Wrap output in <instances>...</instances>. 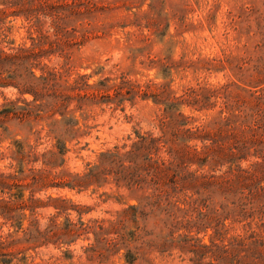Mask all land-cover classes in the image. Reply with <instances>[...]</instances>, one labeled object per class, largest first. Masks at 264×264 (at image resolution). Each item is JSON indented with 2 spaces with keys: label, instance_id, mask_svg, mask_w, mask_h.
Wrapping results in <instances>:
<instances>
[{
  "label": "rangeland",
  "instance_id": "obj_1",
  "mask_svg": "<svg viewBox=\"0 0 264 264\" xmlns=\"http://www.w3.org/2000/svg\"><path fill=\"white\" fill-rule=\"evenodd\" d=\"M19 48L16 78L0 87V264H210L205 248L196 255L167 242L189 235L210 245L206 222L188 233L181 221L167 238L152 218L118 223L142 194L112 177L65 185L100 154L128 148L136 133L159 136L167 115L188 117L186 128L225 118L228 144L242 140L246 116L264 108L249 97L264 89V0H0V51ZM221 201L214 197L216 208ZM243 223L224 221L225 243L255 230L263 246L258 219L251 230ZM102 228L108 247L90 249Z\"/></svg>",
  "mask_w": 264,
  "mask_h": 264
},
{
  "label": "trees",
  "instance_id": "obj_2",
  "mask_svg": "<svg viewBox=\"0 0 264 264\" xmlns=\"http://www.w3.org/2000/svg\"><path fill=\"white\" fill-rule=\"evenodd\" d=\"M25 51L20 48L9 54L0 51V87L13 84L16 78L14 67L23 62L20 55ZM252 70L256 73V65ZM30 75L35 79L32 73ZM250 87L256 88V85ZM189 93L195 95L196 104L200 103L199 94L194 90ZM249 97L255 102V107L256 101L258 107L264 106V89L257 96L256 90L249 91ZM188 120L183 115H167L166 119L160 120L159 136L136 133L128 148L100 154L98 164L83 176H69L70 182L65 186L70 189L92 184L100 186L107 182V177H112L117 186L142 194V204L123 211L118 223L129 219L138 224L152 218L169 230L165 236L169 238L176 233L181 221H185L183 228L188 233L195 225L206 222L213 229L210 245H194L198 241L189 235H180L177 241L168 239L167 242H178L182 249L192 250L196 255L205 248L211 256L210 264H259L262 253L259 247L264 245L257 244L255 230L247 235L231 237L225 243V235L230 228L224 225V221L231 219L233 224L245 222L243 227L249 226L251 230V224L257 218L260 227H264V108L257 110L255 115L246 116L242 132L244 138L229 144L224 133L228 119L219 118L207 126L186 128ZM68 121L65 119L62 123L66 122L71 131ZM190 141H199L202 147L188 146ZM58 144L59 153L64 152L62 143L58 141ZM249 156L256 158V162L242 169L239 163ZM193 165L199 166L198 170L190 172ZM225 166L228 167L221 172ZM203 167H207L210 173L199 172ZM215 196L223 199L217 208L213 203ZM256 201H261L259 208L254 206ZM192 212L198 213L196 222L191 221ZM79 230L87 233L88 229ZM104 233L102 228L95 234L97 246L90 249L108 247ZM121 244L127 251L132 249L130 242Z\"/></svg>",
  "mask_w": 264,
  "mask_h": 264
}]
</instances>
